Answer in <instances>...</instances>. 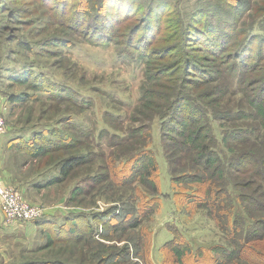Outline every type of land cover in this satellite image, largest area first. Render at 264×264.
I'll use <instances>...</instances> for the list:
<instances>
[{
  "label": "trees",
  "instance_id": "16d2710c",
  "mask_svg": "<svg viewBox=\"0 0 264 264\" xmlns=\"http://www.w3.org/2000/svg\"><path fill=\"white\" fill-rule=\"evenodd\" d=\"M67 5L62 1L54 7H61L65 13ZM119 5H125L130 13L113 11L112 0H78L74 5L76 13L83 8L90 30L80 31L82 38L92 45H125L119 48V56L144 61L148 84L142 89L140 108L128 119L133 124L127 128L128 137L124 134L118 135L121 139L112 136L106 140L104 151L112 153L109 167L104 176L92 178L104 177L119 191L140 183L146 191L138 188V202L119 211L112 207L91 215L72 213L59 226L42 220L47 240L44 246L95 238L99 229L96 224L102 226V239L137 228L160 211L162 199L172 198L180 209L185 205L190 212L207 209L230 242L211 247L192 245L179 241L183 234L178 228H169L173 238L164 248L174 253L176 264H186L185 257L190 264L205 259L209 264H264V0H213L188 14L169 1L145 4L143 0H119ZM165 8L178 26L172 25L175 31L168 35L160 31L149 42L145 36L152 26L160 28ZM130 16L134 19L125 21ZM13 21L12 16L8 22ZM140 31L144 41L136 44L133 40ZM122 33L126 35L124 41L119 40ZM207 35L214 44L208 46L202 39ZM53 44L62 42L55 39ZM20 46L31 50L28 43ZM34 78L33 72L26 70L9 74L7 80L10 85L53 92L54 88L43 87ZM28 94L11 93L13 109L25 102ZM78 133L82 139L86 136L83 127ZM21 139L12 141L11 147L30 158L42 159L56 151L65 156L60 169H53L58 171L56 175L41 188L64 183L73 169L88 161L85 154H74L81 142L59 128L34 130L29 141ZM116 147H121L120 158L113 151ZM167 150L173 153L171 162L180 169L171 180L172 195L162 191L157 161L158 155ZM83 184L81 181L73 189L71 201L83 193ZM151 258L149 252L145 264H154ZM162 264H168L166 258Z\"/></svg>",
  "mask_w": 264,
  "mask_h": 264
},
{
  "label": "rangeland",
  "instance_id": "374dc122",
  "mask_svg": "<svg viewBox=\"0 0 264 264\" xmlns=\"http://www.w3.org/2000/svg\"><path fill=\"white\" fill-rule=\"evenodd\" d=\"M62 1L68 2L65 13H62L61 7H54ZM112 1L113 11L119 14L126 11L130 13L125 5L118 7L119 0ZM143 1L145 4H153L156 1L173 2L181 7L183 13L188 14L208 6L213 0ZM77 2L78 0H0V92L29 91V97H25L26 101L17 109H11V102L4 104L8 109L4 114L6 128H32L38 131L59 128L64 133L67 131L81 142V145L74 148V154H85L88 159L85 164L72 170L69 179L64 182L66 184L53 188L43 197L47 201L63 197L62 204L36 203L23 195L25 201L41 207L45 213L48 210L59 213L81 211L91 215L112 207L119 211L123 206H132L138 202V188L146 191L140 183L119 191L109 181H104V177L96 180L92 176H104L106 166L109 167L112 153L104 151L106 140L112 136L118 140L121 139L118 135L123 137L124 134L128 137L127 128L133 125L128 119L140 108L142 89L148 84L144 61L136 58L123 59L119 56V48L125 45L117 42L106 46L92 45L82 38L80 31L90 30L82 14L83 8L81 7L80 13L74 12ZM165 9L166 14L162 15L160 28L157 30L152 26L145 36L149 42L153 39L151 37H156L160 31L168 35L178 26L177 22L175 25L172 23L174 16L170 10ZM113 15L116 14L113 12ZM12 16L14 21L8 22ZM130 19L134 17H127L125 21H131ZM121 24H117V27ZM72 25L74 28H71ZM172 25L175 26L174 29ZM114 30L115 35L118 34V31ZM125 38L126 35L122 33L119 40L124 41ZM55 39L61 40L62 44L54 45ZM202 39H205L208 46L215 43L209 35L202 36ZM133 41L142 44L143 32L140 31ZM22 42L28 43L31 50L22 48ZM26 70L33 72V80L37 84L54 88L53 92L43 88L32 90L27 85H10L7 80L9 74ZM81 127L86 130L83 139L78 133ZM153 135L155 138V128ZM51 139L57 141L56 137ZM97 142L99 144H96ZM113 151L120 158L121 147H116ZM16 153H21V160H24L21 167L28 165L31 172L46 173L47 178L53 173L56 175L58 171L53 169H60L61 159L65 158L59 151L48 153L42 159L30 158L23 151ZM171 159L173 153L170 150L161 152L157 159L161 188L163 193L169 195L173 193V176L180 174V169ZM29 178L32 179L33 176L30 175ZM81 181L84 183L83 193L73 202L70 199V193L73 191L71 189L77 187ZM0 183L6 186L2 179ZM187 207L188 205H185L180 209L175 206L172 198H164L160 211L148 216L137 228L120 230L110 234L111 237L102 239V226L96 224L99 229L95 238L90 237L87 241L78 238L74 242L57 243L50 247L44 246L47 242L46 235L41 234L39 230L37 238L30 242L27 238L30 230L17 233L25 231L18 228L13 230L16 232L12 236H5L0 229V264H33L46 261L68 264H145L149 252L154 264H162L164 258L168 264H176L174 253L169 248H164L165 243L173 238L169 228H178L182 232L180 242L202 244L204 247L230 244L207 209L190 212L185 209ZM208 260H200L197 263L209 264ZM184 262L190 264L191 261L185 257Z\"/></svg>",
  "mask_w": 264,
  "mask_h": 264
},
{
  "label": "crops",
  "instance_id": "0c3cea01",
  "mask_svg": "<svg viewBox=\"0 0 264 264\" xmlns=\"http://www.w3.org/2000/svg\"><path fill=\"white\" fill-rule=\"evenodd\" d=\"M0 93H4L0 95V108L7 112L8 109L4 104H6V102H11L9 99L11 93L7 91ZM10 106H13L12 102ZM12 108L13 107H11V109ZM33 132L34 129L32 128H23L17 130V128L14 127H7L6 130L0 134V179H2L6 186L14 187L31 201L36 203L48 202L53 204H62L64 202L63 197H58L54 199L55 201H47L44 200L43 197L48 191L52 190L53 188L56 189L57 187L63 186L66 183L55 184L41 188V185H44L46 181L54 175V173L47 178L46 173L34 174V172H31L28 165L21 167V164L24 160H21V153H16L20 152V150H18L17 147H11L12 141L15 139L22 138L21 140L29 141L30 138H32ZM30 175L33 176L32 179L29 178ZM72 190L73 189H71V191ZM77 212L81 211H68L66 213H59L55 210H48L46 214L40 220L35 221L34 224L29 222L20 223L19 221L6 223L0 206V229L2 234L4 233L3 235L5 236H12L13 233L16 232L13 230H17L18 228H21L25 231L17 233H26L27 230H30V233L27 234V238L30 239V242H34V239L37 238L38 230L41 234H43L42 226L40 224L42 223V220L50 221L51 223L59 226L63 223L64 219L68 215Z\"/></svg>",
  "mask_w": 264,
  "mask_h": 264
},
{
  "label": "built area",
  "instance_id": "2783aa9c",
  "mask_svg": "<svg viewBox=\"0 0 264 264\" xmlns=\"http://www.w3.org/2000/svg\"><path fill=\"white\" fill-rule=\"evenodd\" d=\"M4 114L5 111L0 108V134L6 130ZM0 206L6 223L37 221L46 214L41 207L26 202L20 191L1 183Z\"/></svg>",
  "mask_w": 264,
  "mask_h": 264
}]
</instances>
